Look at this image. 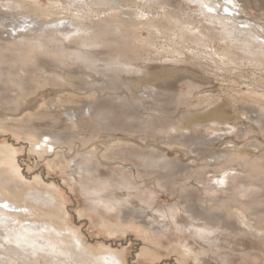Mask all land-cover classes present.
<instances>
[{
  "label": "bare ground",
  "instance_id": "obj_1",
  "mask_svg": "<svg viewBox=\"0 0 264 264\" xmlns=\"http://www.w3.org/2000/svg\"><path fill=\"white\" fill-rule=\"evenodd\" d=\"M79 1L105 4L110 13L101 21L77 9L64 12L57 0H0V130L23 137L30 155L52 172H66L80 194L88 190L105 202L102 210L87 206L78 216L95 220L108 236L137 230L152 244H176L192 264H231L233 254L255 255V245L264 248V102L232 97L229 125L222 98L195 97L204 84L191 79L185 64L199 60L214 71L245 63L264 68V14L249 18L242 0H127L159 9L161 19L153 23L125 0ZM143 30L149 40L139 39ZM155 34L178 36L186 53L155 48ZM121 35L133 38L146 57L124 56ZM154 62L163 65L159 74L150 71ZM63 90L77 96L63 98ZM139 131L160 139L157 147L132 137ZM226 131L255 139L252 146L223 145ZM99 133L107 137L99 153L77 150L67 160L65 149L85 147ZM164 147L182 154L169 160ZM17 153L0 146V264H125L124 252L83 238L55 185L24 178ZM134 173L157 177L172 190V207L157 208L155 188L132 182ZM233 236L253 247H231Z\"/></svg>",
  "mask_w": 264,
  "mask_h": 264
},
{
  "label": "rangeland",
  "instance_id": "obj_2",
  "mask_svg": "<svg viewBox=\"0 0 264 264\" xmlns=\"http://www.w3.org/2000/svg\"><path fill=\"white\" fill-rule=\"evenodd\" d=\"M43 1L45 2V0H43ZM57 1L59 4V8L60 9L63 8L64 10L63 9L62 10L64 12L66 10H70V9H71V11H72V9H74V11L77 9L80 11V13H84L86 16H90V17H92V19H96V20L102 21V20H104L103 18L107 14L110 13V10L108 8H106L105 4H103V5L102 4H94L93 5V4H90L89 1L88 2H85V1L82 2L79 0H57ZM125 1H127V0H125ZM242 1L245 5L244 9L246 8L247 16L249 18H254L258 14H264V0H242ZM107 2H108V4H111V2L109 0H107ZM126 3L127 4L130 3V6H128L129 8L132 5L133 8L131 7L129 9L131 11H133L132 9H134V11L138 12V13H142L145 11L144 13L146 15V18L150 19V20L152 19L153 23H156L158 19H161V17H160L161 11L159 9H157L155 6H152V8L148 7L149 9L145 8L146 5L143 4V1H141V2L139 1V3L137 2L139 7H137L131 1H127ZM99 6H100V8H98ZM122 6H120L119 11L122 8L124 10L128 8L127 6L126 7H122ZM65 7H66V9H65ZM141 8H143V9L141 10ZM105 9H106V11H105ZM95 11H96V13H95ZM151 11H152V13H151ZM195 14H197V13H195ZM191 15H193V14H191ZM121 17H123V15H121ZM262 19L264 20V16ZM263 24H264V21H263ZM263 27H264V25H263ZM152 37L154 39L152 38L151 42L153 43L155 48L163 47L165 51H172V50L176 49V50H179V53H186V49H185L186 43H182V41H180L178 36L175 39L172 36H166L165 38H163L161 36H158V34H155ZM120 38L122 40H124V43L122 41V43H121L122 45H120V47L123 49L122 50L123 55L127 53V55L128 54L131 55L130 58L134 57L135 55L136 56L139 55L142 57L140 59H144L146 57V51L141 49L139 44H137L133 38H132V41H131V38L130 37L127 38L126 35H121ZM150 38H151V34L147 33L144 30L140 32V38H139L140 40L144 41V40H149ZM128 39L130 40V42ZM155 39L156 40L160 39V40L156 41ZM127 43H129V44L125 45ZM173 46H174V48H173ZM69 47L72 48V46H69ZM139 49H140V51H143V52L140 53ZM132 51H134V52H132ZM124 52H126V53H124ZM138 53H140V54H138ZM135 59H139V58H135ZM137 61H140V60H137ZM190 61H191V59H188L186 61L187 64H185L186 65L185 70L188 72V74H191V79L195 80V82L196 81L198 82V80H199L200 82H198V83L202 82L204 84L198 88L199 90L197 89V90L193 91V93L196 92L194 94L195 97L201 98L202 95L203 96L206 95L207 97L213 98L214 101L215 100L217 101L218 99L222 98L223 100H221L222 102H220V108L223 109V115H224L223 122L226 121V123H228L229 125L234 123L235 117L233 116L232 111L228 109L230 106L229 100L230 99L232 100V97L237 98V99H243V100L249 101V102L254 101L255 103H257L258 97H259L260 100L262 102H264V68H261L259 70H254L250 65H247V63H245L244 65L239 66L241 70H239V67H235V66H227V67L220 66L217 71H214V69L212 67L205 65V64H200L199 60H193L191 62L193 64H188V63H190ZM150 66H151L150 71L152 73L159 74V72H161V69H162L161 66H163V65H160L158 62H154V64H150ZM236 68H237V70H236ZM226 69H228V70L226 71ZM170 70H172V69L170 68ZM223 70H225V71H223ZM210 71H212V72H210ZM212 73H215V76L211 75ZM176 74H175V76L177 78V76L179 74H177V75ZM232 74H234V75H232ZM212 76L214 77V79H212ZM37 77L40 78L41 76L39 75ZM196 78H198V79H196ZM254 79L257 80V84L254 83ZM207 80H208V82H206ZM225 84L226 85L228 84V85L226 86ZM221 86H222L223 90L221 89ZM180 87H181L180 90L183 93H189L190 88L186 84H181ZM236 87L238 88L237 89L238 91L236 90ZM241 88H243V89H241ZM252 89L254 91H252ZM197 91H198V95H197ZM60 92L59 93H60V95H63V98L64 97L67 98V96H69L70 94H75L77 96V94L75 93L74 90H71V91L63 90ZM223 95H224V97H223ZM185 100L183 102L184 103L183 106H186L189 104V102H187ZM188 100L195 101V98H192L190 96V97H188ZM156 101H157V99H156ZM191 101H190V104H191ZM67 102H68V104L71 103L70 100ZM225 104H226V106H225ZM225 110L228 111L229 113H227ZM226 114H228L227 120L225 118ZM240 116H244V115L240 114ZM229 117H231L233 119H231ZM245 120L246 119H244V122H247V120L246 121ZM247 123H245L244 126H247ZM247 127H249V126H247ZM247 127H244V128L247 129ZM139 133H142V135L146 136V137H143L142 135L141 136L134 135L132 137L137 138V140H140V139L146 140L147 144H148V146L146 145L147 148L154 147V146L157 147L156 143L154 141L159 142L160 139H158L156 137H152V136L150 138L149 137L147 138L148 133L146 131H139ZM230 133L231 132H227V131H226V133L224 132L222 134V137L219 139V142H221V144H223V145H229V146H233V147H235V146L239 147L240 146L239 144L252 146V144H250V142H252L253 138L255 139V137L252 135V133H250V136H249V138H251V139H249V138L238 139L235 132H232L231 134ZM225 134L230 136V138H227L228 136ZM99 137L100 138H97V140L96 139L91 140L88 143V145H86L85 147H81V145L79 144L80 148L77 149V147L74 146L72 152L65 149L67 160L68 161L71 160L74 157V154L77 150H79L82 153H84L85 151H88V150H90V151L93 150L94 152L99 153L100 147L102 145H104V142L102 141V139H104V137H106V136H104L103 133H99ZM117 137L126 138L127 136H125L123 134H118ZM138 137H140V138H138ZM166 140L167 139H164V137L161 138V141L165 142ZM167 141H169V140H167ZM108 142L110 143L111 141H108ZM3 144L11 145L17 150V152H18L17 153V165L20 168V171L26 180L32 181L34 176H39L41 181L44 184H47V185L53 184L57 187V191L55 193L57 195H59L65 201V203L67 205V210H68L69 215H70L72 225H74L75 227H77V229H79L81 231L83 238L88 239L91 246L95 247V246H98L100 244H102V245L104 244L105 247H110L112 250L124 252L125 261H126L125 264H192L190 260L184 259L180 255L179 250H178V246L176 244L173 245V244H169L167 242L166 243L160 242V244L154 242L152 244L148 241H145L141 237V234L137 233V230H128L124 235L118 234L115 236H108L107 234L101 232L96 227L97 222L95 220H90L87 216L79 217L78 213L80 210L87 208V206H94V207H96L97 210H102L104 207L107 206V204L105 202H101L100 199L98 198V196H94L92 194V192L88 191V190H86L83 194H80L79 190L77 188H75V185H73L72 182L68 181V179L70 177L67 176L66 172H63V173L52 172L45 167L44 163H38L36 161V158L34 156L30 155L29 145L23 139V137H21L17 134H13L10 131L0 130V146H3ZM140 145H143V144L140 143ZM158 146H160V145H158ZM217 147H218V145H217ZM165 149H167V148H165ZM174 152H179V151L178 150L176 151V148L174 149V151L167 149V154H168L169 160L170 159L172 160L175 158L176 155ZM178 154L181 155L182 153L179 152ZM116 163H118L119 165L122 164V162H120V161H118ZM121 170H123L122 167H121ZM155 178H157V177H155ZM155 178H154V176L153 177H139L137 174L134 173V177L132 178V182H134L137 185L143 184V185H146L149 187H154L155 191L157 193V194H155V195H157L156 200H155L156 207L169 209L172 207V204L175 202V198H174L175 193L172 190L164 188L161 184L157 183L158 179L155 180ZM149 179H150V181H149ZM152 185H154V186H152ZM183 189H184V186L182 185V188L179 190V192L183 191ZM114 220L116 221V218H114ZM230 238L232 239V240L230 239L231 241L235 242V243H231V247H233V246H239V248H241V247H247V248L253 247L251 242L249 241V239L242 238L240 236H233ZM259 244L260 243L255 245L257 247L256 248L257 253H255V255H251L249 253H244L241 257L237 256L236 254H233L232 256H230L231 258H233V259H231V264H242V262H244L245 264H261V262H260L262 260V257H261L262 252L261 251H263L264 248ZM171 245L174 247V249H172Z\"/></svg>",
  "mask_w": 264,
  "mask_h": 264
}]
</instances>
